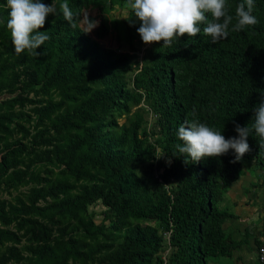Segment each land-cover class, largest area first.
I'll return each mask as SVG.
<instances>
[{"label": "trees", "instance_id": "1", "mask_svg": "<svg viewBox=\"0 0 264 264\" xmlns=\"http://www.w3.org/2000/svg\"><path fill=\"white\" fill-rule=\"evenodd\" d=\"M227 2L229 14L234 16L243 0ZM67 3L75 14L76 27L62 12L45 25L50 37L45 41V64L51 67L50 73L40 78L43 85L61 88L67 99L85 96L73 109L76 114L57 119L61 127L72 125L70 117L84 123L75 134L65 167L71 172L81 164L99 169L103 185L92 193L112 213V230L122 231L123 249H128V256L122 251L126 261L205 264L210 256H229L236 241L221 231L220 224L231 214L218 209L217 202L223 187L237 179L242 163L252 160L264 171V140L250 132L247 143L251 151L235 163H230L234 159L230 149L226 155L186 164L184 159L189 158L181 156L176 147L183 146L177 132L181 124L193 119L221 131L226 139L238 135L236 124L251 127L253 109L264 100V0H255L256 25L230 31L228 38L215 44L203 31L195 37L181 36L172 47H164L162 41L151 43L140 66L130 62L128 53L105 48L83 32L78 25L83 0ZM98 25L99 34L105 35L108 30L101 19ZM7 31L5 23L0 27V39ZM140 102L147 106L158 134L152 143L141 130L142 112L134 111L121 124L111 118L114 111L127 113L130 105ZM60 104L48 102L44 110L49 112ZM0 119L6 120L7 115ZM1 120L0 131L6 129ZM156 146L165 152L162 172L150 178L137 175L136 164L155 170ZM16 150L10 146L3 151L2 171ZM34 199L10 210L38 212ZM90 199L88 193L76 197L66 202L65 211L74 215ZM13 219L0 208L2 223ZM138 219L155 220V226L131 221ZM92 229H96L92 224L84 226L88 235ZM68 252L64 250L52 264H65ZM118 258L116 253L114 260Z\"/></svg>", "mask_w": 264, "mask_h": 264}, {"label": "rangeland", "instance_id": "2", "mask_svg": "<svg viewBox=\"0 0 264 264\" xmlns=\"http://www.w3.org/2000/svg\"><path fill=\"white\" fill-rule=\"evenodd\" d=\"M41 2L50 4L51 0ZM58 14L59 11L55 16L49 14L45 25L54 22ZM125 14H130V9L123 0H83L78 25L86 30V16L98 23L101 19L107 33L100 35L98 25L87 34L105 48L128 53L130 62L140 66L151 43L142 42L137 32L139 20L132 16L134 23L130 24L121 18ZM6 20L5 0H0V27ZM45 25L40 31L48 34ZM46 50L44 43L36 49L41 53L39 56L27 52L17 55L9 30L0 39V116L7 115L6 120L0 119L6 127L0 131V158L5 149L17 147L8 157L4 171L0 169V208L14 216L10 223L0 221V264H52L60 260L64 250L69 251L65 264H134L122 255L123 251L128 256V249H123L122 231L111 228L112 213L92 193L96 186L103 185L99 169L81 164L80 168L74 167L76 172H71L65 167L75 134L84 123L70 117L72 125L61 127L57 119L61 115L76 114L73 109L81 105L85 96L76 94L75 100H70L64 97L61 88L43 85L40 78L47 76L51 67L45 64ZM48 102L61 104L45 112ZM134 111L142 112L141 130L148 135V142H154L158 134L144 103L130 105L127 113L116 110L111 118L117 124L125 123ZM161 152L158 146L154 148L152 167L156 165L155 170L150 171L147 164H136V174L146 178L160 174L165 157L157 158L156 154ZM85 193L91 199L82 209L74 215L65 211L66 202ZM33 197V205L40 209L38 212L31 209L25 214L10 210L31 204ZM131 221L154 226L156 222ZM90 224L96 229L88 235L84 226ZM257 225L260 227V222ZM116 253L118 261L114 260ZM152 261L149 264H157L156 260ZM256 262L253 264H261L257 258Z\"/></svg>", "mask_w": 264, "mask_h": 264}, {"label": "clouds", "instance_id": "3", "mask_svg": "<svg viewBox=\"0 0 264 264\" xmlns=\"http://www.w3.org/2000/svg\"><path fill=\"white\" fill-rule=\"evenodd\" d=\"M7 10L6 27L10 32L14 52L21 55L25 52L39 56L36 49L49 40L48 34L40 31L49 14L55 16L58 11L72 27H76L72 9L67 0H51L50 4L41 0H5ZM59 5V6H58ZM130 14L123 19L134 23L132 16L139 20L137 32L145 44L163 42L164 47H172L181 36L195 37L203 31L211 37L215 44L229 37L230 31L237 32L247 26H254L258 19L253 15L255 0H243L235 8V15L229 14L227 0H128ZM209 16L211 18H209ZM235 19V23L233 20ZM86 30L90 32L98 26V21L85 17ZM201 25H204L201 29ZM231 26V27H230ZM254 121L249 127L235 125L237 136L225 138L221 131L208 126L196 119L185 121L178 128V138L183 146L176 147L181 156L189 162H199L208 157H219L233 150L234 159L230 163L240 161L251 151L247 143L250 132L264 140V100L253 109ZM193 115H195L193 113ZM165 152L156 154L157 158ZM169 164L171 161H167Z\"/></svg>", "mask_w": 264, "mask_h": 264}, {"label": "crops", "instance_id": "4", "mask_svg": "<svg viewBox=\"0 0 264 264\" xmlns=\"http://www.w3.org/2000/svg\"><path fill=\"white\" fill-rule=\"evenodd\" d=\"M217 207L231 214L220 228L236 246L229 256H210L205 264L255 263V247L264 237V171L252 160L242 163L237 179L223 187Z\"/></svg>", "mask_w": 264, "mask_h": 264}, {"label": "built area", "instance_id": "5", "mask_svg": "<svg viewBox=\"0 0 264 264\" xmlns=\"http://www.w3.org/2000/svg\"><path fill=\"white\" fill-rule=\"evenodd\" d=\"M264 228V223H263ZM256 249V258L257 260L262 263L264 261V237L260 241V243L255 247Z\"/></svg>", "mask_w": 264, "mask_h": 264}]
</instances>
